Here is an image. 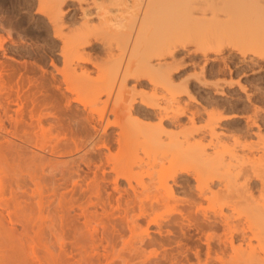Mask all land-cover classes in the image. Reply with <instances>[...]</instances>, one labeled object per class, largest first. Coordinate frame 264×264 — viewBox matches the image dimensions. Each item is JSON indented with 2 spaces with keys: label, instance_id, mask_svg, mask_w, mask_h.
Returning <instances> with one entry per match:
<instances>
[{
  "label": "bare ground",
  "instance_id": "obj_1",
  "mask_svg": "<svg viewBox=\"0 0 264 264\" xmlns=\"http://www.w3.org/2000/svg\"><path fill=\"white\" fill-rule=\"evenodd\" d=\"M34 3L52 34L42 51L54 75L46 79L36 57L17 52L8 35L0 37V264H177L188 252L196 264H264L258 107L226 156L220 151L224 133L216 130L221 118L207 116L196 129L189 113L181 129L177 118L186 105L171 85L173 51L187 32L195 35L192 51L219 54L237 37L241 57L257 54L264 43V0ZM27 4L21 0L29 11ZM5 5L0 0V8ZM75 6L82 22L71 28L65 20ZM150 26L168 27L150 54L169 52L172 62L134 59ZM57 43L58 60L52 58ZM7 53L35 64H13ZM95 55L106 61L97 63ZM141 73L152 76L153 89L136 98L125 87ZM136 104L153 110L157 124L139 122ZM164 120L179 131L168 133ZM182 175L194 181L188 199L181 197ZM186 230L195 231L196 246ZM119 243L128 255L116 252ZM152 246L159 255L145 254Z\"/></svg>",
  "mask_w": 264,
  "mask_h": 264
},
{
  "label": "rangeland",
  "instance_id": "obj_2",
  "mask_svg": "<svg viewBox=\"0 0 264 264\" xmlns=\"http://www.w3.org/2000/svg\"><path fill=\"white\" fill-rule=\"evenodd\" d=\"M26 1L28 2L27 5L30 7L29 11L21 6V0H6L5 7L3 9L0 8V19L2 18L6 24L5 26L8 27H3V30V25L0 26V37L5 38L8 35L9 37L7 39L18 44V48L16 49L17 52H21V50L28 51L29 54L33 55V57H36L35 60H38L36 61L37 69L44 70L46 73L45 78L47 79L48 77L49 79V76L54 75V73L51 67L48 66L49 56L43 53L42 48L48 44L50 45V38L52 37V34L50 29H48L49 27L46 22L34 13V0ZM71 9L70 16L67 18V20H65V23L66 25H71V28L79 27L81 25L80 23L82 22L80 10L76 6L72 7ZM95 13L96 11L93 9L88 12V15H90V18L93 19L94 22L96 21ZM44 24L47 25L46 34L42 32V27ZM157 26H150L151 29L148 27V33H145L147 39L145 41H139L141 44H139L137 47V56L135 55L134 59H142L143 56H148L149 58L150 56L149 62L151 65H154L157 61H163L165 63L172 62L169 52H164L161 56L156 57L154 55L151 56L152 52L150 54V51H153L155 47H158V45L161 44L164 36H166L165 33H168V27L161 29L160 26L159 28H157ZM186 35L187 36L184 37L185 40L183 39L184 42H181L183 45L178 42L180 43L181 47L178 45V49L173 51V55L176 54L173 56L174 59L176 57V61H173L175 63L177 62L176 64L174 63V67L177 66V70H175V67L172 72L170 71L172 74L171 85L174 86V93H176L178 97H180L179 100L181 102H185L184 104L186 107H188L186 108L184 105L185 110L187 111L183 110V113L180 114L181 116L177 118L179 120L178 124L180 125L181 129L188 127V119L190 118L191 113L195 114L194 127L196 129L204 128L206 121L208 120L207 116L213 115V118H221L222 120L220 119V121H217L218 123L216 130L221 135L224 133V138L222 139L223 148H221L220 151L222 150L221 153H224L227 156L229 150L234 146V140L242 137V135L246 132L244 121L246 116L252 114L254 107H258L257 109H259L258 111L260 113L258 112L257 120L261 126V133L264 136V43H259L258 47H256V55L253 54V56H251L252 54H247V56L241 57V54L236 49H239L238 46L240 45V41L237 37H231L232 41L230 39L225 41L222 44L223 47L221 48V51H219V54H217V52L214 50L211 51V49L205 48L192 51L191 48L193 47L191 44H189V41L191 42L194 40L195 35L193 33L188 34V32ZM235 38L236 40H234ZM53 46L55 47L53 50V54L55 56L52 58L58 60L59 57L57 56L56 52V49H58V43ZM96 56L97 55L94 57L97 59L95 60L96 62L98 61L97 63L103 64L104 60L106 61L105 56ZM6 57L8 58V61L12 58L14 63L12 60L9 62L13 64L17 62V64H19L24 60L27 62L29 61V63L34 61L32 58H21L19 56H14L11 53H7ZM214 57H216V60L211 61V59H214ZM0 59H4L2 58L1 52ZM205 60H207V62ZM42 62L45 65L42 64ZM33 64H35V62H33ZM35 72L38 75L41 74V70L36 71V68ZM149 76V74L144 75L141 73V75H137V77H129L127 79L125 90L132 92L136 98L144 94H149L153 89V83H151L153 82L151 79L152 76ZM136 81L140 83H136ZM187 93L191 99L188 97ZM136 105V108L140 109V117L138 118L139 122L143 123L144 125L148 124V126H154L157 124V119L154 116L155 112H153V110L144 109L138 104ZM163 127L168 133H176L179 131L178 129H174L175 127L173 125L171 126L169 120L163 121ZM112 131L113 129L109 130L108 133ZM249 139L250 138L246 140L247 143L251 141L255 142L253 137L250 139L251 141ZM258 146L262 145L258 144ZM181 180L184 186L181 197L188 199L192 196L190 190L192 191L194 184L193 178H191L190 175H182ZM195 218L196 217H194V219ZM191 224H195L193 223V219ZM192 229L191 231L194 230ZM188 231L186 233H188ZM191 231H189L188 236L191 238L193 237V242H191L194 244V241L197 242V240L194 239V235L196 236V234H193L195 231ZM120 244L121 243L117 245L116 252L121 251L122 255H128L130 250L128 248L121 250ZM197 244L198 242L194 246ZM189 247L191 246L189 245ZM191 248L194 247L192 246ZM146 249V255L155 253L156 255L160 254V250L157 248V246L148 247ZM110 251L111 250H109V252ZM184 256L183 259L181 258L182 262H178L177 264H196L195 257L192 255V253H186V259H184Z\"/></svg>",
  "mask_w": 264,
  "mask_h": 264
}]
</instances>
